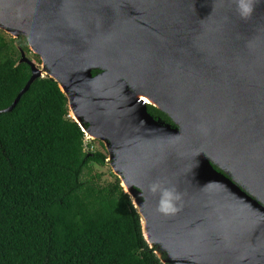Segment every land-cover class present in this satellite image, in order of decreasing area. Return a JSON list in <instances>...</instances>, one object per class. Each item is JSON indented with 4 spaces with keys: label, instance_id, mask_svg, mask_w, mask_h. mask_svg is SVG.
Segmentation results:
<instances>
[{
    "label": "water",
    "instance_id": "water-1",
    "mask_svg": "<svg viewBox=\"0 0 264 264\" xmlns=\"http://www.w3.org/2000/svg\"><path fill=\"white\" fill-rule=\"evenodd\" d=\"M0 31L40 59L21 53L30 77L0 113L56 82L162 264H264V5L242 21L232 0H0ZM156 180L182 193L175 217L156 213Z\"/></svg>",
    "mask_w": 264,
    "mask_h": 264
},
{
    "label": "trees",
    "instance_id": "trees-1",
    "mask_svg": "<svg viewBox=\"0 0 264 264\" xmlns=\"http://www.w3.org/2000/svg\"><path fill=\"white\" fill-rule=\"evenodd\" d=\"M18 48L29 52L24 38L0 31V111L30 77ZM147 112L171 123L153 107ZM83 139L48 77L0 113V264H162L118 179L102 184L89 173L107 158L84 152Z\"/></svg>",
    "mask_w": 264,
    "mask_h": 264
},
{
    "label": "clouds",
    "instance_id": "clouds-1",
    "mask_svg": "<svg viewBox=\"0 0 264 264\" xmlns=\"http://www.w3.org/2000/svg\"><path fill=\"white\" fill-rule=\"evenodd\" d=\"M235 7V13L242 21H248L252 18L256 8L264 5V0H232ZM227 20V17L224 18ZM197 131L203 135L207 134V129L198 126ZM147 193L156 199V213L165 217H175L184 207V199L174 185L166 181L156 180L148 184Z\"/></svg>",
    "mask_w": 264,
    "mask_h": 264
},
{
    "label": "rangeland",
    "instance_id": "rangeland-1",
    "mask_svg": "<svg viewBox=\"0 0 264 264\" xmlns=\"http://www.w3.org/2000/svg\"><path fill=\"white\" fill-rule=\"evenodd\" d=\"M4 36L6 37H9V38H12L11 36H9L8 34H6L5 32L1 31ZM13 39V38H12ZM25 56L26 58H28L30 61H32L35 65L39 66L40 63L37 62V59L35 57H33V53L29 51V53H25ZM40 61V59H39ZM70 115V113H69ZM89 146L92 147L93 149V152L95 151H98L100 153H103L106 155V165L104 166H96V165H90V168H89V173L91 175H94V176H99L98 178L100 179V182L102 184H106V183H109V182H113L115 178H117L116 174L114 173L113 171V168L111 166V162L108 160L109 158V155L107 153V150L106 148L103 146L101 147V143L98 142V141H94V140H91L89 139ZM87 172V171H86ZM85 178H87V174H85L84 176ZM118 179V178H117ZM119 181V184H120V180L118 179ZM160 259L162 258V254H159L157 255Z\"/></svg>",
    "mask_w": 264,
    "mask_h": 264
},
{
    "label": "bare ground",
    "instance_id": "bare-ground-1",
    "mask_svg": "<svg viewBox=\"0 0 264 264\" xmlns=\"http://www.w3.org/2000/svg\"><path fill=\"white\" fill-rule=\"evenodd\" d=\"M138 97H137L138 99L142 100L144 103H146L148 105H153V106H155V107H157L159 109H161L160 107H162L163 109H165L159 102H156L154 99H152L150 97L143 96V95H139ZM142 97H143V99H142ZM165 111H167V110L165 109ZM70 116L73 117V118H75V116H74V114L72 112H70Z\"/></svg>",
    "mask_w": 264,
    "mask_h": 264
},
{
    "label": "built area",
    "instance_id": "built-area-1",
    "mask_svg": "<svg viewBox=\"0 0 264 264\" xmlns=\"http://www.w3.org/2000/svg\"><path fill=\"white\" fill-rule=\"evenodd\" d=\"M83 151L84 152H93V149L91 146H89V138L84 135L83 139Z\"/></svg>",
    "mask_w": 264,
    "mask_h": 264
},
{
    "label": "flooded vegetation",
    "instance_id": "flooded-vegetation-1",
    "mask_svg": "<svg viewBox=\"0 0 264 264\" xmlns=\"http://www.w3.org/2000/svg\"><path fill=\"white\" fill-rule=\"evenodd\" d=\"M20 38V37H19ZM18 39V38H17ZM26 46H27V43H26ZM28 48V47H27ZM29 50V49H28ZM18 51H19V59H20V57H21V53L23 52L24 53V55H25V53H29V52H26V51H23V50H21V49H19L18 48ZM26 57V56H25ZM33 57H35L36 59H37V62L38 63H40V61H39V58L36 56V55H33ZM28 59V58H27ZM29 60V59H28ZM148 107H152V106H148ZM155 109V108H154ZM157 110V109H156ZM164 114V113H163ZM165 115V114H164ZM166 116V115H165ZM167 117V116H166ZM168 118V117H167ZM169 119V118H168Z\"/></svg>",
    "mask_w": 264,
    "mask_h": 264
},
{
    "label": "snow or ice",
    "instance_id": "snow-or-ice-1",
    "mask_svg": "<svg viewBox=\"0 0 264 264\" xmlns=\"http://www.w3.org/2000/svg\"><path fill=\"white\" fill-rule=\"evenodd\" d=\"M142 99H143V97H142Z\"/></svg>",
    "mask_w": 264,
    "mask_h": 264
}]
</instances>
